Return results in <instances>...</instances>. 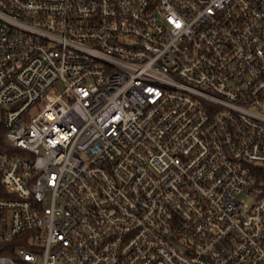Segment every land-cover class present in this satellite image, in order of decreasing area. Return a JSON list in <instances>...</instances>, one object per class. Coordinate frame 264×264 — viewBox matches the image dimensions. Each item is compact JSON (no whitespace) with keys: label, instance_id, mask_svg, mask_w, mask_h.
Segmentation results:
<instances>
[{"label":"built area","instance_id":"1","mask_svg":"<svg viewBox=\"0 0 264 264\" xmlns=\"http://www.w3.org/2000/svg\"><path fill=\"white\" fill-rule=\"evenodd\" d=\"M0 127V264H264V0H0Z\"/></svg>","mask_w":264,"mask_h":264},{"label":"trees","instance_id":"2","mask_svg":"<svg viewBox=\"0 0 264 264\" xmlns=\"http://www.w3.org/2000/svg\"><path fill=\"white\" fill-rule=\"evenodd\" d=\"M3 127H0V148L4 147V143L2 142V133H3Z\"/></svg>","mask_w":264,"mask_h":264},{"label":"rangeland","instance_id":"3","mask_svg":"<svg viewBox=\"0 0 264 264\" xmlns=\"http://www.w3.org/2000/svg\"><path fill=\"white\" fill-rule=\"evenodd\" d=\"M34 111H36V108H34V109L32 110V112H34ZM39 252L42 253V252H43V248H42V249H39Z\"/></svg>","mask_w":264,"mask_h":264}]
</instances>
